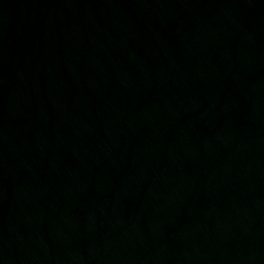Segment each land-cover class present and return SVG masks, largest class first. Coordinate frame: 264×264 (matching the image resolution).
Returning <instances> with one entry per match:
<instances>
[{
	"label": "water",
	"instance_id": "obj_1",
	"mask_svg": "<svg viewBox=\"0 0 264 264\" xmlns=\"http://www.w3.org/2000/svg\"><path fill=\"white\" fill-rule=\"evenodd\" d=\"M0 264H264V0H0Z\"/></svg>",
	"mask_w": 264,
	"mask_h": 264
}]
</instances>
